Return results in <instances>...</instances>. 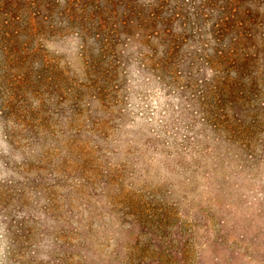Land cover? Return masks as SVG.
<instances>
[{
  "label": "rangeland",
  "instance_id": "rangeland-1",
  "mask_svg": "<svg viewBox=\"0 0 264 264\" xmlns=\"http://www.w3.org/2000/svg\"><path fill=\"white\" fill-rule=\"evenodd\" d=\"M75 11L60 79L0 112V264H264V114L231 137L133 59L99 100Z\"/></svg>",
  "mask_w": 264,
  "mask_h": 264
},
{
  "label": "trees",
  "instance_id": "trees-1",
  "mask_svg": "<svg viewBox=\"0 0 264 264\" xmlns=\"http://www.w3.org/2000/svg\"><path fill=\"white\" fill-rule=\"evenodd\" d=\"M75 10L91 18L99 100L133 59L159 78L183 81L204 121L231 137L263 116L264 0H0L1 113L60 79L47 43Z\"/></svg>",
  "mask_w": 264,
  "mask_h": 264
}]
</instances>
